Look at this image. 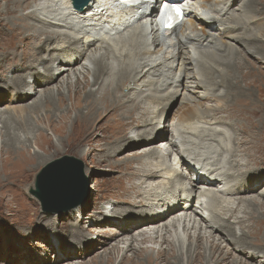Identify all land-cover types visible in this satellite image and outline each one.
<instances>
[{
	"label": "bare ground",
	"instance_id": "bare-ground-1",
	"mask_svg": "<svg viewBox=\"0 0 264 264\" xmlns=\"http://www.w3.org/2000/svg\"><path fill=\"white\" fill-rule=\"evenodd\" d=\"M189 1L192 8L186 19L171 31H161L153 22L147 25L150 14L143 7L119 10L110 0H89L81 11L73 9L70 0H0V21L12 23L5 28L14 36L7 45L12 51L0 53V74H14L7 76L10 93H0V105L7 95L5 102L12 106L0 112V156H6L0 174L7 180L3 187L20 189V182L26 181L31 166L20 169V154L25 152L19 149V132L31 129L30 119L41 108L54 115L43 118L48 126H53V118L59 125L52 134L62 136L70 124L68 142L76 127L77 138L86 142L104 119L111 135L106 136L112 142L109 151L115 154L122 147L137 149L157 141L166 104L182 95L185 105L174 116L169 137L163 140L161 133L157 144L138 149L140 153L124 162L122 183L89 217V225L103 218L101 223H109L113 232L108 240L99 241L110 247L94 264H220L222 246L248 263L264 264V168L256 166L260 161L255 163L264 159V148L257 140L255 159L251 158L244 132H234L227 117H206L212 109L226 110L229 97L250 98L251 91L238 83L253 74L251 63L239 58L238 47L232 44L237 43L232 36L236 29L228 27L226 19L240 15L242 23L244 18H256L257 10L251 8L256 0ZM263 33L260 22L242 40L243 50L264 62ZM222 49L221 58L216 54ZM45 52L47 56L42 55ZM54 81L58 85L38 89ZM210 87L214 106L201 104L211 101ZM65 91L73 97L63 108ZM36 94L40 96L33 101ZM252 95L249 111L264 113ZM54 96L58 108L53 109ZM25 100L32 102L19 106ZM206 125L227 130L222 133ZM110 153L105 152L103 161H111ZM26 161L33 168L37 165L30 158ZM16 192L12 199L20 198ZM251 192L252 198L242 197ZM4 197L0 193V202ZM213 235L218 243L210 239ZM74 236L82 238L80 232ZM97 241L89 240L84 248L79 244V254L71 251L47 262L76 261L78 255L97 250ZM149 243H156V250ZM75 261L70 263L81 264Z\"/></svg>",
	"mask_w": 264,
	"mask_h": 264
},
{
	"label": "rangeland",
	"instance_id": "rangeland-1",
	"mask_svg": "<svg viewBox=\"0 0 264 264\" xmlns=\"http://www.w3.org/2000/svg\"><path fill=\"white\" fill-rule=\"evenodd\" d=\"M251 8H255L257 10L256 18L253 17L249 19L244 18L243 22L239 23V19L242 16L234 15L226 19V25L228 27L232 25L236 29V33L232 34V36H235L237 38L236 39L237 43H233L231 39L230 41L234 46L238 47V49H236V52H238L239 58L241 60L244 59V61L248 60L251 63V71L253 72V74L250 73L249 77H247L245 80H241L238 83V85L242 86L243 89L248 88L249 91H251L249 95L250 98L252 94H253L252 96H254L253 98L254 100L255 98L258 97L257 101L260 104V106L263 107L264 110V91H262L264 90V81H263L264 62L263 60L259 61L257 59L258 57L255 56V54L252 53L249 54L248 51L243 50L244 49L243 46L246 47V45L245 43H243L242 40L243 37L248 35L250 32L254 31L255 29H257V23L258 24H260V22L264 23V0H256V2L253 3ZM246 20L253 22L250 23L252 26L248 23L243 24ZM256 20H258L259 22L256 23ZM11 25L12 23L6 24L5 21H0V41H1L0 53H4L6 51H12L7 49V45H10L13 42L14 36L11 34V30L8 31V29L5 28V26H11ZM262 36L264 37V33L262 34ZM249 42L251 43L252 41ZM262 49L264 50V47H262ZM42 55L47 56L46 52ZM216 55L221 56L222 58L225 55V51H223L222 49V51H218ZM67 60H71V57H69ZM246 64L249 63L246 61ZM59 65L61 64H56L55 65L56 68L59 67ZM39 69L40 66L36 67L34 71L35 70L37 71ZM9 74L14 78L13 73L0 74V87H2L0 88L1 89L0 93H2L3 95L10 93V92L7 93V91H9L7 90V83H8L7 76H9ZM58 81L60 80L58 79ZM58 81H54L50 84L43 83L42 85L38 86V89L43 92L49 87H54L55 85H58ZM210 89L212 92L211 101L206 103L205 101H201V104H206L207 106L215 105V101H216V99L214 98L215 92L212 89V87H210ZM234 91L236 92V90ZM122 93L127 94V91L123 90ZM39 96H40L39 94H36V96H32L33 101H37ZM64 96H65L64 97L65 103L63 108L68 107L70 105V100L73 97V95H70L65 91ZM250 98H246V97L243 98L242 96L229 97V99H227L228 105H225V107H227L226 110L225 108L212 109L209 112V114H207L206 117L208 116L215 118L219 116L227 117L230 122V127L234 132L236 133L244 132L247 135L248 137L247 140L249 141H246V150L248 151V154L251 155V158H254V152H256V150L258 149L255 146V144H257V140H259L258 147L264 148V140L260 139V137L264 136V113L262 112L260 114H253L252 112L249 111ZM8 99L9 96L6 95L2 100L3 104L0 105V112H4L6 108L12 107L10 105L7 106L8 103L5 101ZM28 101L25 100L21 103L19 102L18 104H20L19 106H25L27 105ZM181 101H182V95L176 97L175 100H172L171 102L169 101L165 106L164 115H163L164 121H162L161 123L164 126L158 129L159 131L157 130L159 136L161 133L162 135H164L163 140L169 137L172 120L174 116L179 112L181 106L185 105L184 103H181ZM31 102L32 100L29 101V103ZM52 102H54V104L52 103V108L53 109L55 107L58 108V102L56 96H54V100ZM7 113L8 112H6V114ZM76 113L77 110L71 112V114L69 115L68 122H70L75 117ZM46 116L53 117L54 115L52 113V110L41 108L40 111L35 115H33L32 118L30 119L31 122L29 123L28 127H31V129H29V131L19 132L20 133L19 149L21 153L22 151L25 152V156H23V154H20V160H21L20 169L28 165L29 167L30 166L32 167L28 169L27 178H25L26 180L25 183L22 184L20 182V189L13 187L12 188L3 187L2 183L7 180L3 173L0 174V183H1L0 193H3L5 195L2 202H0V264H50L47 261L50 260L52 261L54 257H57L59 255L65 256L66 253H69L71 251L72 252L74 251L76 254H79L80 252L77 251L79 244H81L80 245L82 246L81 248H84L88 244L87 242L89 240L94 241V243H96V241L98 240L97 243L99 247L97 250L87 255L84 254L82 258L78 255L76 261L71 259L67 261L66 259L64 261H61L60 263V264H72L70 262L75 261L81 264H94L97 260L104 257L105 253H103V250L106 248L108 249L110 247L109 246L110 244L100 245L101 243H99V241L108 240L110 234H112L113 232L108 228L109 223H105V222L101 223L103 221V218L100 220L96 219L95 221H93V223H91V225H89L88 223L90 220L89 217L90 216L92 217L93 214L97 212L98 208L109 202L108 198L109 196L114 194L115 191L114 187L117 186V184L122 183L121 181L124 178L122 174L125 171L124 165L126 164L124 162L132 159L134 155L140 153V152H136L138 149H141L148 145L157 144L160 141L159 136L157 138V141H151L150 143H148V145H143L140 148L137 147V149L122 147L115 154H111L109 148L112 142L106 138V136H111V135H107V130H105L106 125L104 124L105 122L104 119H102L101 121L99 120L96 123V128L98 130L95 131V135L91 136V138L90 137L86 138V142L83 141L82 137L77 138L78 137L77 135H79L80 132L79 128L77 127L73 131L72 134L73 138L71 139L72 141L70 140L68 142L67 136L70 133V124H67V127L62 130L63 132L62 136H58L60 135L59 133L52 134V132H55L56 128L59 127V125L55 123L56 119L55 118L52 119L54 120V122L52 123L53 126L51 125L48 126L46 122H44L43 120V118ZM204 127L207 128L212 127L222 133H225V131L227 130L225 126L206 125ZM101 131H103L104 135H102ZM27 138L29 143L26 140ZM79 141L81 143H79ZM38 144H40L41 146ZM253 144L254 146H252ZM36 145L38 146V148L36 147ZM105 152L110 153L111 161L109 162L103 161L102 157L105 155ZM64 156L73 157L79 163L78 164L76 162L75 165L78 168L79 167L81 168L82 175L87 181V187L83 194L84 198L81 201V203H79L78 205H76L75 207L69 210L62 212H52V213L46 212L42 209L39 201L30 194V190L35 189V182L40 171L44 167L48 166V164L56 160H60ZM5 158L6 156H0V172L2 169L3 160ZM28 158H30L32 161H34V163L37 164L35 166L36 168L35 167L33 168L32 164L26 161V159ZM258 161L260 162L256 163ZM263 161L264 159L262 160L255 159L256 166L258 168L259 167L264 168ZM66 164L67 162L62 163V165H66ZM59 169H62V167H60ZM16 191H20V198L12 199L11 195ZM253 195L254 193L251 192L249 194L242 195V197L252 198ZM237 197L239 198L241 197V195L235 196L233 198H237ZM233 200L234 199H232V201ZM116 205L120 206L121 204H116ZM78 208H80V210L82 211H78L77 210ZM85 212H88V214L85 215ZM238 212L239 210L235 212L234 215L236 213L238 214ZM105 218L110 219V217H105ZM231 222L232 221L230 220V223ZM235 223L237 227H239L238 223L240 222L238 223L235 222ZM88 230H92V233L95 232L94 233L95 235L89 233ZM75 232H80L82 238L81 239L76 238L74 236ZM216 238L217 237L213 235V237L210 239L218 243ZM155 244L156 243H152V244L149 243L147 245L151 249L156 250L158 246L157 244L156 245ZM218 249H219L218 258L220 259L222 256L224 259L222 261H219L220 264H231V263L251 264L244 259H240L239 257H237V255L233 254L232 252H226L223 246L219 247ZM127 254L129 255V253ZM117 261L118 260H116L115 262L117 263Z\"/></svg>",
	"mask_w": 264,
	"mask_h": 264
},
{
	"label": "water",
	"instance_id": "water-1",
	"mask_svg": "<svg viewBox=\"0 0 264 264\" xmlns=\"http://www.w3.org/2000/svg\"><path fill=\"white\" fill-rule=\"evenodd\" d=\"M74 8L81 10L88 0H70ZM67 162L66 165L62 163ZM75 158L64 156L44 167L37 176L35 189L30 194L35 197L46 212L69 210L83 200L87 181L77 167ZM79 164V163H78ZM62 167V169H59ZM45 181V182H44Z\"/></svg>",
	"mask_w": 264,
	"mask_h": 264
},
{
	"label": "snow or ice",
	"instance_id": "snow-or-ice-1",
	"mask_svg": "<svg viewBox=\"0 0 264 264\" xmlns=\"http://www.w3.org/2000/svg\"><path fill=\"white\" fill-rule=\"evenodd\" d=\"M121 2H127V0H121ZM133 2H139V0H133ZM173 11H175V13L177 15H180L181 14V10L178 7H175V8L170 7L167 10L168 17H171V14H172ZM165 26L168 27V20L167 19L165 20Z\"/></svg>",
	"mask_w": 264,
	"mask_h": 264
}]
</instances>
